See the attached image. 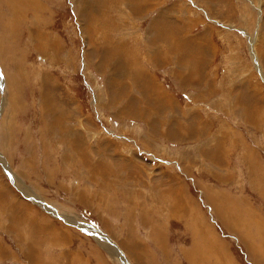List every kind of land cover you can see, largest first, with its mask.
Returning <instances> with one entry per match:
<instances>
[{"label":"rangeland","instance_id":"374dc122","mask_svg":"<svg viewBox=\"0 0 264 264\" xmlns=\"http://www.w3.org/2000/svg\"><path fill=\"white\" fill-rule=\"evenodd\" d=\"M260 235L264 0H0V264H264Z\"/></svg>","mask_w":264,"mask_h":264},{"label":"crops","instance_id":"0c3cea01","mask_svg":"<svg viewBox=\"0 0 264 264\" xmlns=\"http://www.w3.org/2000/svg\"><path fill=\"white\" fill-rule=\"evenodd\" d=\"M5 191H6V190H5ZM4 193L6 194L5 199H4V204H6V206H11V205H14V203H15L19 208L21 207V208L24 210L22 213L26 212L25 218H26V223H27L28 226L30 225V222H31V221L28 220V219H29L31 216H32V217L34 216V219L36 218V220H37V222H38L39 224H41L43 227H44V226L46 227L44 220H42V219L40 218V216L35 212L34 209L31 210L30 205L27 206L26 203H24L23 201H21V200L15 198V197H13V196H11L7 191L4 192ZM7 200H10L9 202H11L12 204H11V203L9 204V202H7ZM4 212H6V211H4ZM30 212H31V213H30ZM15 215H17V214H15ZM38 220H39V221H38ZM252 221H253V224L256 226V225H257V222H255L253 219H252ZM262 239L264 240V237H263Z\"/></svg>","mask_w":264,"mask_h":264},{"label":"bare ground","instance_id":"6f19581e","mask_svg":"<svg viewBox=\"0 0 264 264\" xmlns=\"http://www.w3.org/2000/svg\"><path fill=\"white\" fill-rule=\"evenodd\" d=\"M176 206H177V204H176ZM181 209V208H180ZM233 221V220H232ZM235 223V222H234ZM261 236V238H263V236L262 235H260Z\"/></svg>","mask_w":264,"mask_h":264}]
</instances>
